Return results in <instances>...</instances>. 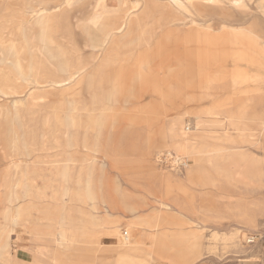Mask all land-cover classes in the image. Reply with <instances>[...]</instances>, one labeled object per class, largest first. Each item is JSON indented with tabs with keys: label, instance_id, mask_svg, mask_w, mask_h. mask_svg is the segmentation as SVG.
<instances>
[{
	"label": "rangeland",
	"instance_id": "obj_1",
	"mask_svg": "<svg viewBox=\"0 0 264 264\" xmlns=\"http://www.w3.org/2000/svg\"><path fill=\"white\" fill-rule=\"evenodd\" d=\"M236 1L0 0V264H116L125 256L115 249L119 241L127 243L129 226L135 230L132 254L122 252L137 262L147 264L149 257L154 264H181L171 251L154 246L153 235L168 245L176 235L179 249L180 235L195 228L203 256L192 264H264V0ZM134 2L140 7L125 17ZM228 6L234 12L229 17L223 13ZM45 18H58L61 29L70 28L69 39L80 45L77 56L60 39H40ZM197 22L204 23L206 36L220 38L215 60L204 50L195 86V31L181 27L193 29ZM240 26L249 29L248 40ZM96 37L129 40L117 61L108 60L104 75L108 88L122 70V99L114 95L98 106L86 92L89 72L105 62L111 46L83 47L85 39ZM78 63L80 69H74ZM216 71L219 79L212 81ZM243 73L252 78L244 82ZM234 76L244 82L236 90L248 104L241 120ZM176 117L182 118L171 121ZM200 119L209 129L205 143L221 149L223 162L241 166L239 155L255 158L251 185L221 174L215 185L197 184L189 180L187 165L160 163L166 159L158 156L168 152L193 164L192 155L177 149L169 132L163 138L162 130L170 121L169 130H179L182 121L192 133ZM69 128L80 145L99 147L39 150L48 131L64 145ZM32 177L39 182L32 183ZM67 191L59 200L65 207L50 213L55 193ZM87 191L94 192V202ZM159 200L172 215L168 224L152 227ZM91 221L101 230L78 241L80 229L94 228ZM94 241L102 246L88 243Z\"/></svg>",
	"mask_w": 264,
	"mask_h": 264
},
{
	"label": "bare ground",
	"instance_id": "obj_2",
	"mask_svg": "<svg viewBox=\"0 0 264 264\" xmlns=\"http://www.w3.org/2000/svg\"><path fill=\"white\" fill-rule=\"evenodd\" d=\"M187 4H191L192 3V0H185ZM206 1H213V0H206ZM235 2H237L235 0ZM120 4V3H119ZM178 4L180 5H184V2H179ZM130 9L126 12L125 14V17L126 16H130V15H133L134 14V11H132L133 9H136L138 7H140V2H134L131 4V6H129ZM189 8V7H188ZM190 10V9H189ZM191 17V16H190ZM62 18V17H61ZM57 19L58 18H53L52 20H47L46 18L44 19V33H42V38L40 39H43V40H51V39H60V40H67L68 38H72V35L70 33V28L69 29H61L62 27L60 26V24L57 22ZM64 19V18H63ZM129 19V18H128ZM193 20V19H192ZM196 21V20H195ZM130 23H132V21H130ZM32 26V25H31ZM103 30V29H102ZM88 35H90V37H93V35L90 34V32H88ZM12 36V35H11ZM97 38V37H96ZM89 40V39H88ZM58 42V41H57ZM63 42H66V41H63ZM49 43V42H48ZM132 43V42H131ZM52 44V43H51ZM125 45V44H124ZM62 48V47H60ZM99 49V48H98ZM65 50V49H64ZM10 51L14 54H16V52L18 53V50L17 49H14V48H10ZM73 52V51H72ZM76 52V51H75ZM66 55V54H65ZM56 56V55H55ZM25 60V59H24ZM33 62V61H32ZM12 63V62H11ZM89 63V62H88ZM105 65V63L103 62V64L99 65L103 68V66ZM28 66V65H27ZM81 66V65H80ZM32 67H34V65H32ZM62 67V66H61ZM100 68V67H99ZM80 69V67H79ZM97 69V68H96ZM106 69V68H105ZM81 71V70H80ZM94 72V71H93ZM100 72V71H99ZM96 75V74H95ZM93 76V75H92ZM36 78V77H35ZM52 78V77H51ZM98 79V78H97ZM93 86V80L92 78L90 77L88 79V84H87V94L89 95V97L91 98V102L93 103V105L95 106H98V105H101L102 103H104L105 100L107 99H110V96H107L105 99V96H101L97 93V90H94L92 88ZM99 87V86H98ZM115 91V90H114ZM105 95V94H104ZM26 99V98H25ZM105 99V100H104ZM45 104V103H44ZM74 104H77V103H74ZM32 105V104H31ZM73 107V106H72ZM78 107L79 108H82V104L78 102ZM29 111V110H28ZM27 111V112H28ZM51 112V111H50ZM76 112V111H75ZM43 113V112H42ZM70 113V112H69ZM71 114V113H70ZM25 115V114H24ZM52 115V114H51ZM54 115V114H53ZM16 116V115H15ZM29 116V115H28ZM48 116V115H47ZM69 116V115H68ZM18 117V116H17ZM49 117V116H48ZM47 117V118H48ZM231 117V116H230ZM78 119V118H76ZM198 119V118H197ZM234 119V118H233ZM232 118H230V120L232 121L233 120ZM41 120V119H40ZM50 120V119H49ZM235 120V119H234ZM233 120V121H234ZM232 121V122H233ZM236 125H238L237 121H234ZM78 124V123H77ZM181 127L179 130H169V133H170V137L172 139L175 140V143L177 145V149H182V150H186L187 152H189V154L192 155V159L194 160L193 164H186L187 167H191L193 169H195L196 167L200 168V163L198 160H196V154L197 153H200L201 151H206V144H201L200 143V140H201V134H202V130L200 129L201 125H199L198 127L195 128V130H193L192 133H188V130H190V127H188L187 123L186 125L184 124L183 125V122L181 121ZM44 127V126H43ZM41 128V127H40ZM48 128V126L46 127ZM52 129V128H51ZM50 129V130H51ZM66 129V128H65ZM47 131V130H46ZM44 132V131H43ZM60 132V131H59ZM47 133V132H46ZM58 133V132H57ZM76 132L73 131L72 129H67V131L65 132V136L64 138H66V143L64 145H62L58 140L54 139L53 138V134L51 131H48L47 135L45 136L46 139H48V142L47 144H43V145H39V150H58L60 149L61 147H63L62 149H72V148H76V147H83L85 148L86 150H95L97 147H99V145L97 144H94V145H89L87 143H83L82 145H80V143L77 142L78 140V137H76ZM197 138H199V140H197ZM204 138V137H203ZM39 141V140H38ZM90 141V140H89ZM43 142V141H42ZM209 146V145H208ZM30 147V146H28ZM33 147V146H32ZM213 148H216V147H213ZM212 148V149H213ZM218 149V147H217ZM25 150V149H23ZM61 150V149H60ZM209 151L211 150L210 148L208 149ZM64 151V150H62ZM179 151V150H177ZM65 152V151H64ZM26 153V152H24ZM69 153V152H68ZM210 154V153H209ZM52 155V154H51ZM206 155V154H205ZM18 156V155H17ZM208 156V155H207ZM210 156V155H209ZM242 159H243V165L241 166H237L239 167V170L235 173H233L230 168L228 167V163L227 161L226 162H223L221 160V157L219 156V158H217V162H216V166H220L224 169L227 170V172L230 173L229 177H231V175H233L234 177L237 178V180L239 181V183H242V184H245L246 182H249L250 181V176H252L253 174H255V166H256V163H255V160L252 159V158H247V157H243V155H239ZM47 157V156H46ZM58 157V156H57ZM75 157V156H74ZM214 157V156H213ZM212 157V158H213ZM62 158V157H61ZM177 160L179 158H181V156H178L176 157ZM58 159V158H57ZM207 159V158H206ZM228 159V158H227ZM233 159V158H232ZM214 160V161H216ZM208 162V165H210L211 163V159L209 158L207 160ZM48 162V161H47ZM50 162V160H49ZM48 162V163H49ZM238 162V161H237ZM45 163V162H44ZM58 163V162H57ZM56 163V164H57ZM73 163V162H72ZM206 163V162H205ZM83 164V163H82ZM75 165V164H74ZM47 166V165H46ZM61 166V165H60ZM214 166V165H213ZM214 166V167H216ZM233 166V165H232ZM21 167V166H20ZM58 167V166H57ZM51 168V167H50ZM53 168V167H52ZM89 168V167H88ZM241 168V169H240ZM35 169H37L35 167ZM218 169V167H217ZM29 170V169H28ZM52 170V169H51ZM57 170V169H56ZM236 170V169H235ZM32 171V170H31ZM40 171V170H39ZM219 171V170H218ZM222 171V170H221ZM204 172V170H203ZM226 172V171H225ZM38 173V172H37ZM66 173V172H64ZM88 173V172H87ZM200 173V172H199ZM216 173V172H215ZM22 174V173H21ZM31 175V173H27L25 174L26 175V178H27V175ZM61 174V173H60ZM24 175V176H25ZM52 175V174H51ZM56 175V174H55ZM62 175V174H61ZM60 175V176H61ZM64 175V174H63ZM23 176V177H24ZM50 176V175H49ZM66 176V175H65ZM63 176V178L65 177ZM58 178V177H57ZM24 179V178H23ZM39 179V178H38ZM37 178H34L32 177L31 179V182L32 183H37L38 181ZM51 179H54V178H51ZM227 179V178H226ZM30 180V179H29ZM30 182V181H29ZM39 182V181H38ZM63 182V181H62ZM27 186V182L25 184ZM32 185V184H31ZM45 186V185H44ZM39 187V185H38ZM42 188V187H41ZM50 188V187H49ZM9 189V188H8ZM34 189V188H33ZM44 189V188H43ZM41 189V190H43ZM47 189V188H46ZM45 189V190H46ZM70 189V188H69ZM13 190V189H12ZM11 190V192H12ZM35 190V189H34ZM63 191V189H61ZM92 190V189H91ZM83 191V190H82ZM48 192V191H47ZM26 193V192H25ZM36 193V191H35ZM43 193V192H42ZM21 194V193H20ZM69 194V191L67 192H61L60 195H59V192H56L54 197H53V200L56 201L55 205L51 206L48 210L50 213H54L55 211L59 210L60 208L59 207H65V205L62 203H59V200H60V196H64V195H68ZM22 195V194H21ZM32 195V194H30ZM84 195H87V199H89L91 202L95 200V196H94V192H85ZM7 196V195H6ZM18 196V194H17ZM73 196V195H72ZM23 197V196H22ZM31 197V196H30ZM33 197V196H32ZM39 197V196H38ZM48 197V196H47ZM52 197V196H51ZM11 198V197H10ZM16 199V198H15ZM14 199V200H15ZM43 199V198H42ZM74 200H78L81 199V196L78 195L75 197H73ZM12 200V198H11ZM39 200V199H38ZM48 200V199H47ZM27 201V200H26ZM30 201V200H29ZM51 201V200H50ZM41 202V201H40ZM53 203V202H52ZM85 203V202H84ZM159 203V207H157L155 210L156 212H154L155 216L153 217V224H152V227H160L161 225H164L165 224H168V222L170 221L169 220V216H171L172 214H170L169 212V209H170V206L165 203L164 201H157V204ZM8 208V207H7ZM44 209V208H42ZM65 209V208H63ZM8 210V209H7ZM10 210V208H9ZM12 210V209H11ZM47 210V211H48ZM7 213V212H6ZM23 214V212H21ZM45 213V212H44ZM12 214V213H11ZM26 214V213H25ZM19 215V214H18ZM46 215V214H45ZM46 220V219H45ZM27 222V221H26ZM38 222V221H37ZM92 225L94 226V228H92L91 230H89L88 226L85 225L83 229H80L79 231V239L78 241H81V239L83 238V236H86L90 233H94L96 231H99L101 230L100 226L95 223L94 221H91ZM192 223V222H191ZM41 224V223H40ZM29 225V224H28ZM32 226V225H31ZM36 227V226H35ZM40 227V226H39ZM45 228V227H44ZM129 229H131V236H127L125 237V240L127 241L126 244H122L120 241L117 243V247L115 249V252L117 254H121V255H125V256H121L122 259L118 260V262L116 264H146V263H143L142 261H135V259L133 260L132 257L129 255V254H126V253H123L122 250H125V252H130L131 253V248H130V241L131 239L133 238L134 236V233H135V230L129 226ZM114 233L116 235H118L117 233V228L114 229ZM128 233V232H127ZM164 235V238L165 240H167L169 238L170 235H167L166 232H164V228L161 232V236ZM158 234L155 236L153 235V242H154V246L158 248V246H160L161 248V251H164L166 253L170 252L173 253V260H178V261H181V264H192L196 261H199L200 258L203 256L202 254V242H201V235L198 234V232L196 231V229H191L189 231V233H185V234H182L180 235V237L183 239V241H180V244L182 245L179 249H175L176 247V235H172V238L171 240L173 241L172 242V245H168V241L165 242V243H162L160 242V239L158 238ZM158 238V239H157ZM249 241V240H247ZM77 243V242H76ZM75 242L73 243L76 244ZM89 244H94L98 247H101L102 246V242L101 241H94V242H88ZM179 244V241L177 242ZM248 243V242H247ZM5 247V246H4ZM104 249V248H103ZM6 250V249H5ZM168 251V252H167ZM173 251V252H172ZM138 254H141V253H138ZM149 252H148V255L147 257L149 256ZM148 259V263L147 264H154V259L153 258H147ZM145 260V259H144ZM171 263V262H170ZM157 264H161V263H157Z\"/></svg>",
	"mask_w": 264,
	"mask_h": 264
},
{
	"label": "crops",
	"instance_id": "obj_3",
	"mask_svg": "<svg viewBox=\"0 0 264 264\" xmlns=\"http://www.w3.org/2000/svg\"><path fill=\"white\" fill-rule=\"evenodd\" d=\"M229 7L230 6H228L227 9L223 10L224 15H226L227 17H229L230 15L234 14V12L232 13V11H231V9ZM201 19L203 20V16L201 17ZM195 24H197V25L193 29H191V28L190 29L189 28L188 29L187 28L184 29L183 27H181V29L183 31H185V30L186 31H188V30L195 31L194 36H195V41H196V63H197V69H196V75H195V86H196V81L198 80V76H199V73H200V71L198 69V63H199L200 60H201V63L204 60V58H203L204 57V50H207L206 55L209 57V60H211V58H213V60H215L216 57L219 56V38H220V34H215V35H212V36H206L204 34V29H203L204 26H205V25H203L204 23L203 22H197ZM223 26L232 28L229 25H224L223 24ZM207 28H210V27H207ZM237 28L238 29H242L243 34H244V38L246 40H248L249 39V34H250L249 29L245 28L244 26H240V27H237ZM122 29H121V31H122ZM105 30H108V29L105 28ZM229 39H230V37H229ZM63 41H66V42H63ZM125 41H129V40L128 39L125 40V38H122V37L114 39V40H108V39H103V38H90L89 40L85 39V44H84L83 47H85V48L86 47H91V49H89V50L95 51V50H97L96 48H98V47H99V50H100L101 47L107 46L108 44L111 46L110 49H107L104 52L105 53V56H104L105 57V60H104L105 61L104 62L105 65L103 66V68L101 66H99L100 68L98 66H95L94 69L89 72L90 73V77L93 80L92 88L94 90H97V93L99 95L105 96V99H106L107 96L111 97V96L115 95L116 100H119V99H122L121 95L124 94V90L120 89V87L122 88L121 85L123 84L121 82V79L123 78L122 70L115 75V80H114V83H113L115 85H112V82H111L110 83L111 85L108 88H104V78H105L104 75H106L107 69L111 66V62H109L108 60L117 61L116 58H117V56L120 53V48L124 47ZM132 41H136V40H132ZM137 41H139V40H137ZM205 41H206V46H204V42ZM61 42L65 43V44H62L63 46H67V47H69L71 52L73 51L72 55L77 56V53H79L78 52V47H80V45L78 44L76 39H69L68 38L67 40H61ZM105 44H107V45H105ZM212 46L215 47L214 50L211 49ZM90 53H92V52L90 51ZM93 54H94V52L90 56H88V58L94 60L95 56ZM244 54L247 55L246 50L244 51ZM78 56H79V54H78ZM87 59H84V60L88 61ZM86 63L87 62H85V64ZM73 67H74V69H78L81 66H79V63H78L77 65H74ZM83 70H85V72L89 71V69H84V68H83ZM218 77H219V72H217V71L215 73L212 72V74L210 76L211 80L213 79L212 81L218 80L219 79ZM97 78L99 79V81H97ZM249 78H252V76L250 77L249 75L243 73L242 79H243L244 82H246ZM231 81L233 83V87H234L235 90H236V86L244 83V82L241 83L240 81L237 83L235 76L231 77ZM239 91H237V90L234 91L235 95H234L233 99L234 100H236V99L238 100V111L236 113L238 114L239 112H244V115H242V117H240V120H241L242 118L245 117V114L247 112V105L248 104H247L246 100L241 103L242 100H241V98H239L241 93ZM120 96H121V98H120ZM230 99H232V97L228 98L229 101H230ZM88 102H90V101H88ZM90 103H92V102H90ZM178 118H182V117H176V118L172 119L171 121H173L175 119H178ZM201 119L198 120V122H197L202 127V134H201L202 136H201L200 143L201 144H206L204 140H205V137L208 134L209 129H208V127H206V129H205V126L201 122ZM170 122H168L167 125L162 130L163 131V138L168 137L169 123ZM205 131L207 132L206 134H205ZM197 140H199V138H197ZM206 146H207L206 151H201L200 153L196 154V160L199 161L201 167L200 168L196 167L195 169H193L191 167H187L186 168L188 176H189V180L193 181V180L196 179L197 184L201 183L202 185L203 184H206V185H213L214 184L215 185V183H217V181H218V177L217 176H219V174H221V175L225 176V178L229 179L230 178L229 177L230 173L227 172L226 169L215 165L217 160H218L217 158H219V156L223 158V156H221V154H220L221 149L219 147H218V149H217V147L213 148L214 146H211V145L208 146V144H206ZM209 148L211 149L210 151L208 150ZM205 152H207L208 154L205 155ZM209 158L211 159L210 165H208V163H207L208 162L207 160ZM250 158L255 160L254 157H250ZM214 160H216V161H214ZM228 161H227V163H228L227 165L230 168V170H231V167H232L233 170H235V169H236V171L239 170V167H237L235 163L232 164L233 161H231V160L229 162ZM213 165L216 166V167H214ZM230 165H231V167H230ZM217 167H218V169H217ZM203 170H204V172H203ZM252 177H253V175L251 176L250 183L246 182L244 185H251V183L255 181L254 179H252ZM212 190L215 191L214 190V186L212 187ZM113 233H114V230H113ZM130 248H131V245H130Z\"/></svg>",
	"mask_w": 264,
	"mask_h": 264
},
{
	"label": "built area",
	"instance_id": "obj_4",
	"mask_svg": "<svg viewBox=\"0 0 264 264\" xmlns=\"http://www.w3.org/2000/svg\"><path fill=\"white\" fill-rule=\"evenodd\" d=\"M158 159L159 160H162V159H166V161H161L160 163H166L170 166H179V167H182L184 165H186V163H184L182 161V158H179L178 160L176 159V156L172 155V153H166L164 155H160L158 156Z\"/></svg>",
	"mask_w": 264,
	"mask_h": 264
}]
</instances>
